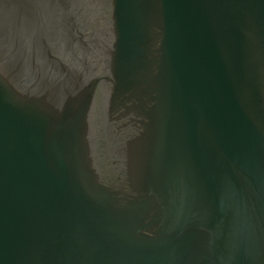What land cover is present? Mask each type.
Here are the masks:
<instances>
[{
  "label": "water",
  "instance_id": "1",
  "mask_svg": "<svg viewBox=\"0 0 264 264\" xmlns=\"http://www.w3.org/2000/svg\"><path fill=\"white\" fill-rule=\"evenodd\" d=\"M0 264H264V0H0Z\"/></svg>",
  "mask_w": 264,
  "mask_h": 264
}]
</instances>
